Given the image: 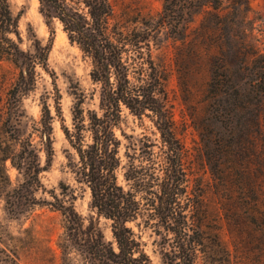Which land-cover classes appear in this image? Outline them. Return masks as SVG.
Masks as SVG:
<instances>
[{
  "label": "trees",
  "instance_id": "16d2710c",
  "mask_svg": "<svg viewBox=\"0 0 264 264\" xmlns=\"http://www.w3.org/2000/svg\"><path fill=\"white\" fill-rule=\"evenodd\" d=\"M38 2L51 35L52 23L58 20L69 41L89 58L91 79L100 85V112L85 110L81 98L73 106L72 131L64 128L77 155L72 167L75 180L89 189V206L98 217L85 223L72 201L53 195L54 202H47L64 217L58 242L60 264H155L141 236L128 225L145 212L148 219H154L153 226L163 230L161 264H197L208 253L209 240H217L203 228L200 186L194 184L185 166L184 146L174 133L167 105L166 72L155 62L152 48L162 34L184 40L197 15L200 38L208 32L216 34L217 53L209 61L206 92L207 120L217 132L214 139L207 138L205 155L211 170L217 172L220 156L216 158L214 150L220 155V146L225 150L232 145L220 142V127L226 129L228 139L236 136V151L245 148L250 135L260 133L264 48L258 46L247 17L250 0H163L156 17L136 15L124 21L115 19L113 0ZM18 19L8 0H0V60L6 58L20 69L6 92L4 115L0 116V200L14 218L37 204L39 174L50 166L53 155L52 116L46 107L40 135L45 164L19 131L22 98L35 84L36 66L47 68L52 37L45 44L35 37L31 48L22 50L10 36L20 39ZM123 108L133 115L150 117L159 133V144L145 145L140 164L123 163L121 140L115 133ZM8 160L22 175L15 186L7 173ZM119 170L129 184L127 189L118 182ZM99 216L111 221L113 240H106ZM220 257L221 264H228ZM0 264H19L15 250L0 247Z\"/></svg>",
  "mask_w": 264,
  "mask_h": 264
},
{
  "label": "rangeland",
  "instance_id": "374dc122",
  "mask_svg": "<svg viewBox=\"0 0 264 264\" xmlns=\"http://www.w3.org/2000/svg\"><path fill=\"white\" fill-rule=\"evenodd\" d=\"M8 2L12 13L19 15L20 39L13 34L10 36L22 50H29L35 37L42 44L52 37L47 68L36 66L35 84L22 98L23 116L19 131L35 146L41 164H45L40 135L42 113L46 107L52 116L50 136L53 155L50 166L39 174L41 187L35 193L37 204L14 218L6 212L4 201L0 200V247L15 250L19 264H60L58 242L64 230V217L47 202H54L53 195L66 202L72 201L85 223L91 217H98L89 206V189L75 180L72 167L77 155L64 128L72 131L73 106L81 98L85 110L100 112V85L91 79L89 58L69 41L58 20L52 23L54 34L51 35L39 12L38 0ZM162 2L113 0L115 19L124 21L136 15L156 17L162 9ZM247 17L252 22L258 46L264 48V0H250ZM199 18L200 15H197L189 23L184 40L162 34L160 42L152 48L155 62L166 72L167 105L172 114L174 133L184 146L185 166L194 184L200 186L203 228L219 243L217 246V241L209 240L208 253L205 257L201 256L197 264H221L220 255L228 260V264H264V112L260 119V133L250 135L244 149L236 151V136L228 139L226 129L220 127V142L227 141L232 145L225 150L220 146V155L217 149L214 150L216 158L220 156V168L213 172L206 160L205 146L207 138L214 139L217 128L207 120L209 97L206 89L209 61L217 53V36L208 32L205 38H200L196 31ZM19 71L12 61L6 58L0 60L2 117L6 92L17 79ZM122 116L115 133L121 140L123 163L132 161L140 164L145 145L159 144V133L150 117L133 115L126 108H123ZM153 149L158 150L156 146ZM6 169L12 186H15L22 179L21 173L9 160ZM118 182L126 189L129 187L122 170L118 171ZM146 214L128 225L141 236L145 251L153 262L161 264L163 230L153 226L154 219H148ZM98 219L106 240H113L111 221L103 216Z\"/></svg>",
  "mask_w": 264,
  "mask_h": 264
}]
</instances>
